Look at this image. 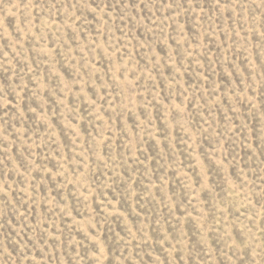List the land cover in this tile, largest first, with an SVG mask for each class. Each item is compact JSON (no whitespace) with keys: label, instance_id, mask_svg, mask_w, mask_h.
<instances>
[{"label":"rangeland","instance_id":"1","mask_svg":"<svg viewBox=\"0 0 264 264\" xmlns=\"http://www.w3.org/2000/svg\"><path fill=\"white\" fill-rule=\"evenodd\" d=\"M0 264H264V0H0Z\"/></svg>","mask_w":264,"mask_h":264}]
</instances>
